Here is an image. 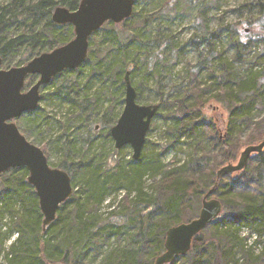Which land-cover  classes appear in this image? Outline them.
<instances>
[{
  "label": "trees",
  "instance_id": "1",
  "mask_svg": "<svg viewBox=\"0 0 264 264\" xmlns=\"http://www.w3.org/2000/svg\"><path fill=\"white\" fill-rule=\"evenodd\" d=\"M139 1L135 0L129 18L119 24L108 21L91 34L82 65L53 78H64L55 94L64 90L66 96L62 99L69 102V115L83 113L89 105L94 108L102 98L108 101L107 105L116 101L119 106L124 105L126 72L139 100L133 79L139 70L146 78L153 77L154 61L163 49L153 41L156 47L151 52V41L141 39L139 28L146 27L150 17L136 10ZM79 2L0 3L2 66L9 67L8 62L16 55V64L23 65L71 40L72 25L54 23L51 14L57 6L75 10ZM196 2L208 4L214 0ZM242 7L256 8L259 16L240 30L231 24L226 27L228 46L233 50L231 59L225 56L226 50L216 51L211 41L205 56L186 65V79L178 86V95L162 96L157 105L155 116L161 107L169 112L163 116L166 134L175 141L184 137L195 143L188 159L165 163L160 154L141 153L136 160L131 156L124 167L118 157L119 149L114 147L117 151L108 156L94 153L93 136L76 147L75 139H70L62 124L64 131L54 140L56 151L61 153L57 160L49 161L47 145H40L48 164L69 174L73 192L49 225L42 226L43 215L35 190L27 181V169L17 167L0 174V222L8 216L6 233L15 231L17 235L5 247L0 227L3 264H92L100 254L98 264H153L164 251L166 230L196 218L203 196L210 189V197L222 204L221 213L193 238L184 255L167 264H264V149L252 154L241 171L219 179L215 175L218 168L236 158L241 146L264 139V114L256 115V110L264 106V5ZM196 29L201 36L195 34L189 45L199 46L208 36L220 38V27L211 31L207 26ZM86 65L88 71L80 80ZM205 71L208 79L202 81L199 75ZM36 79L35 75L28 76L25 87ZM91 89L94 92L90 94ZM211 103L226 114L222 135L215 119L206 115L205 108ZM120 112L114 115L112 110L109 117L116 119ZM39 117L33 110L15 121L33 144L37 141L34 132L41 127L36 121ZM105 137L111 139L110 128ZM133 222L138 228L130 230ZM123 235L127 237L122 239ZM111 237L119 241L107 244Z\"/></svg>",
  "mask_w": 264,
  "mask_h": 264
},
{
  "label": "rangeland",
  "instance_id": "2",
  "mask_svg": "<svg viewBox=\"0 0 264 264\" xmlns=\"http://www.w3.org/2000/svg\"><path fill=\"white\" fill-rule=\"evenodd\" d=\"M5 1L7 0H0V3ZM256 3L264 5V0H214V2L208 4L206 2H199L197 4L196 0L139 1L136 10L147 13L150 17V21L146 27L139 28L141 31V39L144 41H151V52L154 51L156 47L155 42L161 44L163 49L154 61L153 77L149 76L146 78L143 70H139L133 79V82L137 85L139 95V100L137 102L143 105H158L162 96L173 98L178 95V86L182 80L186 79V65L195 64L198 58L205 56L206 49L208 48L207 44L211 41H213L216 51L226 50L225 56L230 60L233 55V50L228 46L230 37L228 36L229 34L226 27L230 24L233 25L235 29L239 30L243 27H248L247 22L255 20L259 16V13L256 8L248 10L246 7L242 6H255ZM164 5L165 7L160 10L161 6ZM205 26H207L209 31L220 27V38L216 39L208 36L206 37L207 40L202 42L199 46L194 43L189 45L188 41L191 37L195 34L197 37L201 36L196 27L201 30ZM167 40L169 41L167 42ZM153 41L155 42L152 43ZM251 49H253V47ZM141 57H143V55H141ZM248 57L250 56L248 55ZM16 58H18V55H16ZM16 58L10 59L11 61L8 62V65H10L9 67L18 66L16 64ZM152 58L154 57L151 55V59ZM1 67L5 68L4 66ZM141 69L143 68L141 67ZM87 71L88 66L86 65L83 67L80 74V80H83ZM206 75V71L202 72L199 75V79L202 81L208 79ZM63 80V77L53 79V81H51L53 83L50 82L40 88L41 98L36 109L40 117L36 121L41 123V127L39 129L37 128L34 132L37 140L34 144L42 149L43 147L40 144L44 142L49 149L48 160H57L61 153L56 151L54 140L64 131V125L66 126V132L69 134L70 139H75L76 147L88 136H93L95 138V144L93 146L94 153L100 152L108 156V154L117 151L114 149L113 139H107L105 133L107 129L115 124L120 115L119 114L116 119H113V117H109L112 115L111 111L113 110L114 115L122 111L123 104L119 106L116 101L114 104L107 105L108 101L102 98L98 100L94 108L89 105L85 112L69 115V102L66 99H62L66 96L64 90L55 94L56 90L60 88V85L63 83ZM31 85L29 84L28 87H25V90ZM93 92L94 89H91L89 93L91 94ZM58 94H60L59 98L56 97ZM110 106L112 107L110 108ZM83 107H87V105L84 104ZM159 110V115L154 116L151 120L141 153L144 156L160 154V158H162V161L165 163L172 161L183 162L187 160L188 156L193 151L195 143L188 141L184 137L175 141L173 136L166 134V124L164 123L163 116H166L169 112L165 107H161ZM205 110L208 118L215 119L219 127V133L222 135L224 133L223 128L226 120L225 112L214 103L207 105ZM263 114L264 106L256 110L257 116ZM95 126L98 127L95 128ZM244 147L245 145L240 147L236 158L231 162L237 161ZM118 151L121 164L127 167L132 156V148L126 145ZM200 152L201 151H199V154ZM149 183V180H147L146 184ZM119 194L121 195L122 192ZM117 199H119V197H117ZM104 210H106L105 207L102 208L101 212L104 213ZM8 221V216H5L0 222L1 233L3 234L2 240L5 247L17 237L15 231L10 234L6 233L9 227ZM130 225V230L138 228L137 222H133V224L131 223ZM244 234L245 231H242L240 235L243 236ZM122 237V239H125L127 236L125 237V235H123ZM118 241L119 240L111 237L107 244H115ZM100 259L101 254L94 259L92 264H98ZM3 263L2 255L0 254V264Z\"/></svg>",
  "mask_w": 264,
  "mask_h": 264
},
{
  "label": "water",
  "instance_id": "3",
  "mask_svg": "<svg viewBox=\"0 0 264 264\" xmlns=\"http://www.w3.org/2000/svg\"><path fill=\"white\" fill-rule=\"evenodd\" d=\"M134 5L135 0H80L77 8L72 11L57 6L51 14V20L56 24H71L74 32L71 40L42 52L23 65L2 68L0 56V174L17 167L27 169V181L35 190L43 215V228L55 219L60 205L72 195L71 178L66 171L48 164L43 150L26 139L15 120L24 113L37 109L42 86L49 84L64 70L77 69L85 62L88 39L93 32L108 21L119 24L129 18ZM30 75L37 76V79L25 90V80ZM124 83V105L117 121L110 128V136L116 149L129 145L132 148V158L136 160L141 154L158 106L137 102L136 91L128 72ZM263 149L264 139L256 144L246 145L236 162H229L217 169L216 178L241 171L251 155L260 153ZM211 194L212 189L203 196L196 218L166 230L164 251L155 258L153 264H167L184 255L191 248L193 238L219 216L222 204L218 199L210 197Z\"/></svg>",
  "mask_w": 264,
  "mask_h": 264
}]
</instances>
